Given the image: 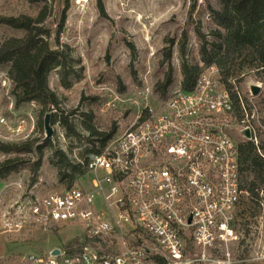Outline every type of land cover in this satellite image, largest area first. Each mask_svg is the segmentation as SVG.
Returning a JSON list of instances; mask_svg holds the SVG:
<instances>
[{
    "label": "rangeland",
    "instance_id": "1",
    "mask_svg": "<svg viewBox=\"0 0 264 264\" xmlns=\"http://www.w3.org/2000/svg\"><path fill=\"white\" fill-rule=\"evenodd\" d=\"M44 6L47 7L44 27L50 31L51 41L67 7L58 37L60 43L67 45L69 58H66V64L70 75L66 86L60 82V69L52 70L48 76V85L58 96L59 109L57 120L50 121L53 135L50 144L43 148L36 174H33L32 164L37 160L38 152L34 151L20 155L26 165L18 172L0 179V264H22L20 260L30 252H47L52 247L72 246L82 241L79 225L57 224L45 230L27 228L9 232L4 223L15 201L40 198L69 188L68 178L61 181L58 177L59 159L54 148L64 152L69 162L77 163L80 154L87 149H98L103 138L110 136L105 145L116 139L141 110L160 111L174 93L181 91V36L186 34L185 58L198 60L201 40L196 32L199 30L210 39L209 30L213 27L210 12L218 8L220 2L0 0V16H35ZM20 35L21 30L0 24V43L7 37ZM169 71L171 83L162 94L161 84ZM251 85L259 87L255 96L250 93ZM230 90L238 95L244 114L264 138V81L248 73ZM11 91L6 66H0V118L6 121V125L0 122V141L43 143L44 116L55 110L42 114L39 104L34 101L16 105ZM238 115L240 113L234 110L217 121L235 144L246 140L240 133L242 123L237 119ZM21 120H24V128L18 132ZM3 157L0 153V160ZM32 178L35 181L31 183ZM90 178L86 171L77 174L70 188H88ZM260 215V210L257 211L249 201H242L237 206V228L252 250L264 242V218ZM139 236L134 239L136 243L143 241L144 245H150L146 234ZM131 237L133 235H129ZM155 252L151 254L158 255L153 254ZM157 253L161 251L157 249ZM233 253L237 255L235 249Z\"/></svg>",
    "mask_w": 264,
    "mask_h": 264
},
{
    "label": "built area",
    "instance_id": "2",
    "mask_svg": "<svg viewBox=\"0 0 264 264\" xmlns=\"http://www.w3.org/2000/svg\"><path fill=\"white\" fill-rule=\"evenodd\" d=\"M236 99L242 129L257 144L256 129ZM234 110L214 66L162 110H141L116 139L87 154L90 187L10 207L9 232L57 224L79 225L83 232L79 244L30 252L20 263L158 264L150 257L156 251L163 264H264V242L248 248L237 228V206L249 194L239 184L237 144L217 123ZM0 122L6 125L3 117ZM23 128L21 120L18 132ZM255 200L264 218V183ZM141 233L150 245L134 241ZM54 249L58 254H51Z\"/></svg>",
    "mask_w": 264,
    "mask_h": 264
},
{
    "label": "trees",
    "instance_id": "3",
    "mask_svg": "<svg viewBox=\"0 0 264 264\" xmlns=\"http://www.w3.org/2000/svg\"><path fill=\"white\" fill-rule=\"evenodd\" d=\"M36 1V0H29ZM220 6L211 9L210 15L213 27L209 30L210 39L197 30L201 40L198 60L185 58L186 34L181 36V90L190 92L196 85L198 78L210 66H214L219 72L222 84L229 91L243 81L244 77L251 73L255 78L264 81V0H219ZM102 9V6L99 4ZM65 7L62 18L58 24L54 40L51 41L50 31L44 27L47 17V7H41L35 16L20 14L18 16H0V24L22 31L20 36H10L0 43V66H6V74L12 83L11 94L15 104L36 102L41 108L42 114L51 112L50 121L57 120L59 109L58 96L48 85V76L52 70L60 69V82L66 86L70 70L67 69V45L59 42V32L65 21ZM171 83V71L165 77L162 94ZM157 87V85H156ZM234 100L235 111H240V105L236 95L231 93ZM237 119H240L238 115ZM258 143L244 140L237 144L239 164V184L249 196L248 201L254 208L260 210L256 198L258 191L264 183V138H261L259 130H255ZM102 139L98 149H87L85 152H99L109 139ZM35 141L21 143H4L0 141V179L6 178L11 173L18 172L26 165L21 154L38 152V158L34 161L33 174L39 169L43 148L48 146L49 140L35 145ZM80 154L77 163H71L67 155L54 148V154L58 155L59 165L57 174L62 181L67 179V187L70 188L75 175L85 170L88 153ZM35 179H31V183ZM245 227L246 225L243 224ZM248 233V229H246ZM158 264H163L164 259L158 255H150Z\"/></svg>",
    "mask_w": 264,
    "mask_h": 264
},
{
    "label": "water",
    "instance_id": "4",
    "mask_svg": "<svg viewBox=\"0 0 264 264\" xmlns=\"http://www.w3.org/2000/svg\"><path fill=\"white\" fill-rule=\"evenodd\" d=\"M259 92V87L257 85H251L250 86V93L255 96L257 95ZM43 127H44V138L42 140V142H45L47 140H49L50 138H52L53 135V128L52 125L50 123V113H46L44 116V120H43ZM240 133L242 134V136L246 139V140H250L251 139V132L248 128L245 129H241ZM51 254H58V250L54 249Z\"/></svg>",
    "mask_w": 264,
    "mask_h": 264
}]
</instances>
